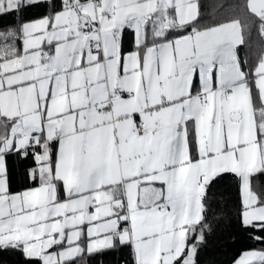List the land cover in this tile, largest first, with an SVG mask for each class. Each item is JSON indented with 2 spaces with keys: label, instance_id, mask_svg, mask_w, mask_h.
Wrapping results in <instances>:
<instances>
[{
  "label": "snow or ice",
  "instance_id": "obj_1",
  "mask_svg": "<svg viewBox=\"0 0 264 264\" xmlns=\"http://www.w3.org/2000/svg\"><path fill=\"white\" fill-rule=\"evenodd\" d=\"M262 176L264 0H0V264H264Z\"/></svg>",
  "mask_w": 264,
  "mask_h": 264
},
{
  "label": "trees",
  "instance_id": "obj_2",
  "mask_svg": "<svg viewBox=\"0 0 264 264\" xmlns=\"http://www.w3.org/2000/svg\"><path fill=\"white\" fill-rule=\"evenodd\" d=\"M10 19V18H7ZM264 181V176L260 177ZM224 192V198L221 199L219 207H214L215 220L213 227L214 234L209 239V244L201 252L202 264H232L234 258L238 257L243 250L258 248L260 245L250 239V230L243 229L235 211L237 205V189L234 183H227L220 188ZM259 235V233H256ZM6 264H17L22 260L16 254L4 256ZM104 264H112L113 255L96 257L91 264H98L99 260Z\"/></svg>",
  "mask_w": 264,
  "mask_h": 264
}]
</instances>
